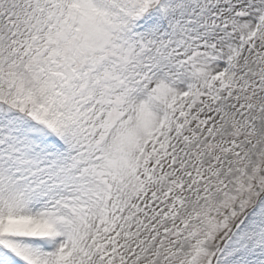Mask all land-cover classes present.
Returning a JSON list of instances; mask_svg holds the SVG:
<instances>
[{
	"label": "snow or ice",
	"instance_id": "1",
	"mask_svg": "<svg viewBox=\"0 0 264 264\" xmlns=\"http://www.w3.org/2000/svg\"><path fill=\"white\" fill-rule=\"evenodd\" d=\"M0 264H264V0H0Z\"/></svg>",
	"mask_w": 264,
	"mask_h": 264
}]
</instances>
